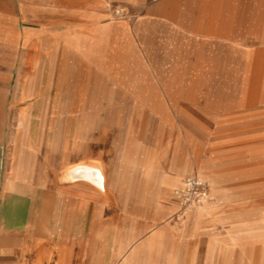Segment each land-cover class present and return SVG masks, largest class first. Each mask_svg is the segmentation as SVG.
Masks as SVG:
<instances>
[{
    "label": "rangeland",
    "instance_id": "1",
    "mask_svg": "<svg viewBox=\"0 0 264 264\" xmlns=\"http://www.w3.org/2000/svg\"><path fill=\"white\" fill-rule=\"evenodd\" d=\"M12 4L10 20L0 12V183L16 167L45 183H67L79 161L107 171L105 192L88 185V235L62 245L60 264H264V0L112 3L146 33H188L182 57L147 34L126 59L110 47L86 59L70 28L38 34L44 13ZM176 174L207 182L206 214L183 206ZM133 224L140 235L119 234Z\"/></svg>",
    "mask_w": 264,
    "mask_h": 264
},
{
    "label": "crops",
    "instance_id": "2",
    "mask_svg": "<svg viewBox=\"0 0 264 264\" xmlns=\"http://www.w3.org/2000/svg\"><path fill=\"white\" fill-rule=\"evenodd\" d=\"M121 1L127 0H21V11L24 14L30 11L44 13V23L40 25L38 34L41 32L47 35V29L50 28H70L68 33L74 39L68 43L69 48L86 59L95 49L103 47H110L113 53H118L125 59L139 58L141 45L144 44L141 40L147 34L150 38L154 36L157 41L158 36H161L159 42L172 53V57L184 56L182 49L188 38L185 29L169 22L159 34L157 28L146 33L148 29L142 21L132 24L110 13L112 3ZM12 10V0H0V12H4V17L8 20ZM149 12L152 17L149 20L156 26L158 16L151 13V7ZM71 21H76L77 27L83 30L73 29ZM52 34L56 37L60 32L52 31ZM195 41L203 43L205 40ZM28 42H31L30 39ZM100 162H76L65 168L64 175L80 164L89 167L95 165L96 168L100 167L104 176L102 188L89 180L45 183L32 177L23 181L16 179L20 175L19 167L13 168V179L0 183V264H60V256L56 253L60 252L62 245L74 243L78 234L88 235V203L97 202L88 196V185L100 192L107 189L106 167ZM181 177L180 174L172 177L170 185L173 190L182 188ZM78 209L79 213H83L81 220L84 221L81 222L79 231ZM191 210L192 216H202L209 210V203L196 204ZM138 218L133 216V219ZM152 220L156 218L150 217V221ZM119 234L136 237L141 234V229L133 224L132 227L122 228ZM126 244L127 241L117 240L116 256L122 254ZM45 252L52 254L47 256L52 259H46Z\"/></svg>",
    "mask_w": 264,
    "mask_h": 264
},
{
    "label": "built area",
    "instance_id": "3",
    "mask_svg": "<svg viewBox=\"0 0 264 264\" xmlns=\"http://www.w3.org/2000/svg\"><path fill=\"white\" fill-rule=\"evenodd\" d=\"M122 9H116V13H121ZM177 197L184 207L191 208L196 204L205 203L210 199V189L205 180L199 175H191L183 181V186L176 191Z\"/></svg>",
    "mask_w": 264,
    "mask_h": 264
},
{
    "label": "bare ground",
    "instance_id": "4",
    "mask_svg": "<svg viewBox=\"0 0 264 264\" xmlns=\"http://www.w3.org/2000/svg\"><path fill=\"white\" fill-rule=\"evenodd\" d=\"M239 65V64H238ZM32 74V72H31ZM242 76V74H241ZM242 81V80H241ZM236 87V86H235ZM240 92V91H239ZM238 95V94H237ZM241 95V94H240ZM240 97V96H239ZM29 111V110H28ZM29 115V114H28ZM26 114L24 112H21V117H25ZM96 161V160H94ZM80 162V161H79ZM92 163V161H91ZM101 163V162H100ZM74 165V164H73ZM71 165V166H73ZM76 165V164H75ZM95 166V165H94ZM92 166H84L83 164H80L79 166H75V168H71L69 169L65 175H64V179L65 180H80V181H91L94 182V184H96L98 187L102 188L103 187V173L99 170V168ZM101 166V165H100ZM105 166V165H104ZM68 167H70L68 165ZM105 171V170H104ZM258 171V170H257ZM106 173V172H105ZM180 189V188H179ZM179 189H176L175 192ZM193 207V206H192ZM191 207V208H192ZM190 208V209H191Z\"/></svg>",
    "mask_w": 264,
    "mask_h": 264
}]
</instances>
